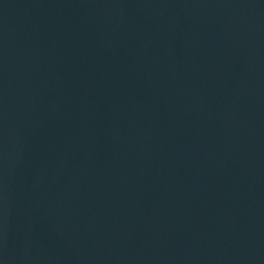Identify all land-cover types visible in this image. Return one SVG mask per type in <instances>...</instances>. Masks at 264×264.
<instances>
[{
	"label": "water",
	"instance_id": "obj_1",
	"mask_svg": "<svg viewBox=\"0 0 264 264\" xmlns=\"http://www.w3.org/2000/svg\"><path fill=\"white\" fill-rule=\"evenodd\" d=\"M0 264H264V0H0Z\"/></svg>",
	"mask_w": 264,
	"mask_h": 264
}]
</instances>
